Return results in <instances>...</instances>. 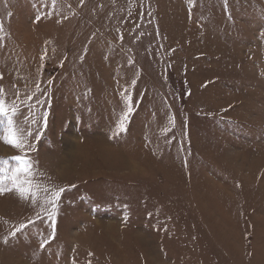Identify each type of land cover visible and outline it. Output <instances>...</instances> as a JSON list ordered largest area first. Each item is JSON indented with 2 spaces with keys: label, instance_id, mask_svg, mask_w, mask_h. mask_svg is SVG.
I'll return each instance as SVG.
<instances>
[{
  "label": "rangeland",
  "instance_id": "rangeland-1",
  "mask_svg": "<svg viewBox=\"0 0 264 264\" xmlns=\"http://www.w3.org/2000/svg\"><path fill=\"white\" fill-rule=\"evenodd\" d=\"M0 74V264H264V0H0Z\"/></svg>",
  "mask_w": 264,
  "mask_h": 264
},
{
  "label": "snow or ice",
  "instance_id": "snow-or-ice-1",
  "mask_svg": "<svg viewBox=\"0 0 264 264\" xmlns=\"http://www.w3.org/2000/svg\"><path fill=\"white\" fill-rule=\"evenodd\" d=\"M39 19V17L37 18ZM2 78V74H0ZM50 83V81H49ZM37 90L39 86L37 85ZM27 100H31L32 96L29 95ZM39 102V101H38ZM25 103V101H21ZM131 108L129 109V112ZM20 114V109L18 105L13 102L8 104L4 98V90L0 88V122L5 124V128L2 133H0V141L5 144L10 145L20 151L22 155H17L14 157H0V194L4 192L16 191L21 198L31 197L33 202H35L36 197L41 192V187L39 184L34 182L33 177L35 176L34 162L28 156V152L33 150V146L28 143V138L32 136L31 130L25 131L19 128L16 122V117ZM127 114L124 116V120H127ZM35 123V120L32 121ZM121 129H123V122L121 123ZM39 133H37V137ZM9 160L15 161L14 165L8 163ZM64 188L59 189H43L45 193H49L45 197V203L51 205L52 211L46 212L48 218L54 221V217L58 210V201L61 194L65 191ZM39 215L37 219H40ZM32 223V221H29ZM24 225L16 229L11 233L12 236L16 235Z\"/></svg>",
  "mask_w": 264,
  "mask_h": 264
}]
</instances>
